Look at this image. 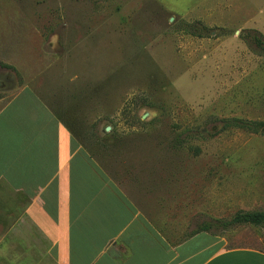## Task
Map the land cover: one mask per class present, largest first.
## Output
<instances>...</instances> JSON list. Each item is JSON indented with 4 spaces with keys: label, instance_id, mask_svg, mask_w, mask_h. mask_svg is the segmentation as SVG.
<instances>
[{
    "label": "rangeland",
    "instance_id": "1",
    "mask_svg": "<svg viewBox=\"0 0 264 264\" xmlns=\"http://www.w3.org/2000/svg\"><path fill=\"white\" fill-rule=\"evenodd\" d=\"M255 34L264 37V0H0V109L31 88L182 239L264 211V135L223 123H264ZM22 200L0 183V264H52ZM211 232L264 250V225Z\"/></svg>",
    "mask_w": 264,
    "mask_h": 264
},
{
    "label": "crops",
    "instance_id": "2",
    "mask_svg": "<svg viewBox=\"0 0 264 264\" xmlns=\"http://www.w3.org/2000/svg\"><path fill=\"white\" fill-rule=\"evenodd\" d=\"M0 183L23 198L52 264H264V250L223 235L169 237L29 87L0 109Z\"/></svg>",
    "mask_w": 264,
    "mask_h": 264
},
{
    "label": "trees",
    "instance_id": "3",
    "mask_svg": "<svg viewBox=\"0 0 264 264\" xmlns=\"http://www.w3.org/2000/svg\"><path fill=\"white\" fill-rule=\"evenodd\" d=\"M198 35H202L201 32H199ZM249 39L252 40V42L255 44V46L264 51V37L260 34L255 35H249ZM3 67L11 69L8 65H3ZM224 128H237L241 130H245L248 132H253L257 134L264 135V123L262 122H256V121H247V120H241V119H229L224 120ZM242 224H249L252 226H263L264 225V211H258V212H240L237 213L231 220L229 221H215L210 222L207 224H202L199 230L191 232L190 235H195L199 232H211L213 227L215 226H222L224 228H228L230 226L234 225H242Z\"/></svg>",
    "mask_w": 264,
    "mask_h": 264
}]
</instances>
